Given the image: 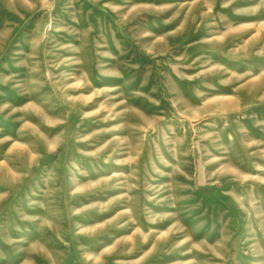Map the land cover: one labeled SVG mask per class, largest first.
I'll return each mask as SVG.
<instances>
[{
    "label": "rangeland",
    "instance_id": "374dc122",
    "mask_svg": "<svg viewBox=\"0 0 264 264\" xmlns=\"http://www.w3.org/2000/svg\"><path fill=\"white\" fill-rule=\"evenodd\" d=\"M0 264H264V0H0Z\"/></svg>",
    "mask_w": 264,
    "mask_h": 264
}]
</instances>
